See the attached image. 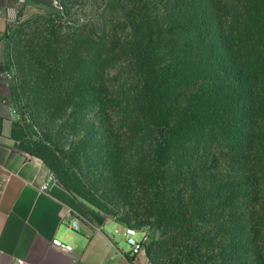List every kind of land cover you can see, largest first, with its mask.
<instances>
[{
  "label": "trees",
  "instance_id": "trees-1",
  "mask_svg": "<svg viewBox=\"0 0 264 264\" xmlns=\"http://www.w3.org/2000/svg\"><path fill=\"white\" fill-rule=\"evenodd\" d=\"M101 4L36 60L47 119L72 106L86 139L124 136L163 216L209 195L225 264H264V0Z\"/></svg>",
  "mask_w": 264,
  "mask_h": 264
},
{
  "label": "rangeland",
  "instance_id": "rangeland-1",
  "mask_svg": "<svg viewBox=\"0 0 264 264\" xmlns=\"http://www.w3.org/2000/svg\"><path fill=\"white\" fill-rule=\"evenodd\" d=\"M101 2L56 0L26 14L9 31L1 50L0 84L14 114L16 150L38 159L50 175L105 218L148 232L150 264H225V236L221 238L220 230L224 217L218 201L210 204L213 201L206 195L201 200L205 206L193 201L187 215L167 219L155 197L158 182L143 183L137 175L136 148L124 136L105 140L95 133L97 138L86 139V125L71 123L77 119L72 106L64 107L55 121L47 119L36 60L55 36L71 33L87 16L94 19ZM176 204L178 208L179 201ZM199 207L206 212L201 214ZM217 232L216 242L211 243ZM142 236V232L137 234V238Z\"/></svg>",
  "mask_w": 264,
  "mask_h": 264
},
{
  "label": "crops",
  "instance_id": "crops-1",
  "mask_svg": "<svg viewBox=\"0 0 264 264\" xmlns=\"http://www.w3.org/2000/svg\"><path fill=\"white\" fill-rule=\"evenodd\" d=\"M53 1L0 0V56L13 25ZM14 123L0 84V264H18V259L30 264H150L145 246L131 254L127 225L89 208L56 179L41 189L52 175L38 159L16 150ZM55 238L72 251L54 245Z\"/></svg>",
  "mask_w": 264,
  "mask_h": 264
},
{
  "label": "built area",
  "instance_id": "built-area-1",
  "mask_svg": "<svg viewBox=\"0 0 264 264\" xmlns=\"http://www.w3.org/2000/svg\"><path fill=\"white\" fill-rule=\"evenodd\" d=\"M54 176H50L49 180L44 183L41 187L42 190H47L51 180H54ZM73 227L79 228L78 220L73 221ZM138 229L134 226H125L124 234L126 236V240L131 248V254L133 256L139 254L144 249L145 244L149 240V236L145 233L142 239L137 238ZM53 244L65 249L66 251H72V246L70 244L65 243L63 240L59 238L53 239ZM18 264H30L28 261L24 259H18Z\"/></svg>",
  "mask_w": 264,
  "mask_h": 264
}]
</instances>
